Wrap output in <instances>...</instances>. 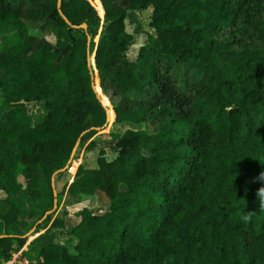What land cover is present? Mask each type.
Wrapping results in <instances>:
<instances>
[{
    "label": "trees",
    "instance_id": "obj_1",
    "mask_svg": "<svg viewBox=\"0 0 264 264\" xmlns=\"http://www.w3.org/2000/svg\"><path fill=\"white\" fill-rule=\"evenodd\" d=\"M148 7L147 40L126 58L125 18ZM60 8L68 24L57 0H0V223L10 235L0 237V262L50 210L51 174L76 139L77 149L91 136L85 124L106 104L110 124L126 126L108 135L114 155L80 164L61 192L65 207L100 194L106 207H82L73 225L66 212L34 224L33 234L47 228L23 252L32 264H264V212L248 183L264 169V0H62ZM46 27L57 30L54 43ZM67 44L56 63L52 48Z\"/></svg>",
    "mask_w": 264,
    "mask_h": 264
},
{
    "label": "rangeland",
    "instance_id": "obj_2",
    "mask_svg": "<svg viewBox=\"0 0 264 264\" xmlns=\"http://www.w3.org/2000/svg\"><path fill=\"white\" fill-rule=\"evenodd\" d=\"M96 11H97V9H96ZM151 13H152V8L148 7L147 9L142 10V11L130 12V13H128L127 17L125 18L124 28H126V30L129 33H131L133 36V42L127 48V50L125 52L126 58L134 57L136 55V53L138 52V47L143 45L146 42L147 34L150 30L149 27L147 26V24L149 22V17L151 16ZM45 30H46L45 37L54 43L56 40L57 30L52 28V27H46ZM47 31H49L50 33H48ZM38 33L41 34L42 30H38ZM99 34H100V32H98L96 35V36H98V40H99ZM95 37H94V39H95ZM95 43H97V40L95 41ZM1 45H2V37H0V49L3 48ZM96 76L98 77L97 73H96ZM97 77H96V79H97ZM97 85H98V79H97ZM105 94L107 95V98L111 97L110 91H108V93L106 92ZM112 100L114 102L115 99H112ZM111 105L113 107L112 102H111ZM40 108L41 107L39 104L32 103V104L28 105L27 113L31 116L32 121L38 122L41 119V115L38 114V111ZM105 108L98 110L97 113L94 116H91L89 118V120L86 122L85 127L87 129L84 131V133L91 132L90 133L91 136L90 137L87 136L86 138H84V141L81 144H79L78 148L77 149L75 148L74 159L77 161V164L73 165L74 169H72V170L67 169L64 171H60L54 175V178H55L54 186H55L56 194H58V192H59V196L56 195L57 196L56 207L52 210V212L49 215V216H51V221L55 217L63 216V214L66 212V214H67V215H65L66 216L65 217L66 218V224L73 225V224L79 222L78 215H79V212H80L82 207H86L90 211L95 212V213H101L102 211H104V209L106 207V202L104 201V197L101 194L93 196L92 198H89V199H82L80 201V203H78V204L75 203L73 205H70V206L68 205L67 207H65L64 203H63V200L65 198L61 193V192H63L65 186L68 187V185L71 183L73 175H74L76 169H78V167L80 166V164L85 163V165H87L88 167H96L97 166L96 159L101 153H104L105 156L108 158H110L114 155L115 152H114V149L112 148L113 140H111L108 135L111 131L122 132L126 128V126H122V125L118 126L117 124H115L114 117H113L114 122L112 124H110V119L108 117V114H106V118H105ZM130 127H131V125H130ZM146 127H147L146 128L147 131H149V132L156 131V129H157V126L154 122H149L146 125ZM91 140L93 141L92 146L89 145V142ZM71 163L73 164V162H71ZM34 205L35 204L32 202H27L25 204L26 211L30 210ZM48 211H50V210H48ZM40 217H41V212L39 214H37L36 219L34 218V219L30 220V222H28V227L24 231L25 232L24 233L25 234V242L24 243L27 242V244H29V241L32 239V237H34L36 235V234H33V231H31V232H29V231H30V229L33 228V226L42 222V221H40L39 223L37 222ZM45 227H47V224L45 222H43L41 224V227L38 230L40 231V230L44 229ZM2 229H3V225L0 223V235H2ZM10 233L13 234V232H11V231H10ZM59 238L66 240L65 236H59ZM69 242H72V241L70 240ZM25 250H27V248L24 249L23 251H25ZM12 253L18 255L19 250L18 251L17 250L12 251L10 256L14 255ZM21 254L27 258L29 263H31V264L33 263V260L28 258L25 253L22 252Z\"/></svg>",
    "mask_w": 264,
    "mask_h": 264
},
{
    "label": "water",
    "instance_id": "obj_3",
    "mask_svg": "<svg viewBox=\"0 0 264 264\" xmlns=\"http://www.w3.org/2000/svg\"><path fill=\"white\" fill-rule=\"evenodd\" d=\"M61 1H62V0H57V9H58V12L60 13V15L62 16L61 18L63 19V21H64L66 24H68V21H67V19L65 18V16L63 15V13H62V11H61V8H60V7H61ZM79 27H81L82 29H85V24H84V23H81V24L79 25ZM89 41H90V37L88 36V37H87V44H89ZM68 47H70V44H67L65 47H62V48H59V47H53V48H52V50H53L54 52H58V54L56 55V57H55V59H54L56 63H59L60 58H61L62 55L67 51ZM85 57H86V59H87V65H88V67L90 68V77H89V78H90V85H91V88L94 89V91H95V93H96V97L101 101V94L98 93L97 90L95 89V82H94V77H95V74H94V67L92 66L91 59H90V55H89V53H88V48H87V47H86V49H85ZM92 59H93V63H94V66H95L94 52H93V55H92ZM98 89H99V87H98ZM101 104H102V101H101ZM102 106H103V108L106 107V106L103 105V104H102ZM80 137H81V136H80ZM78 142H79V138L76 139V142H75V144H74V146H73V148H72L71 156H70L68 162L66 163V165H65L63 168H60V169L54 171V172L51 174V178H50V180H51V185H52V189H53V196H54V198H53V200H52V207H51L50 211H47V212L45 211L44 216L38 221V223H39L40 221L44 220V218L46 217V215H50V213L52 212V210L56 207V198H57L56 195H57V194H56V190H55V186H54V181H53V179H54V175L57 174V173L60 172V171H64V170H67L68 168H70V163L72 162V158H73V156H74L75 148H76V146L78 145ZM33 229H35V226H34L32 229H30L29 232L33 231ZM6 236H10V235H7V234H2V235H0V237H6ZM21 237H25V234L22 235ZM56 241H57L56 238H53V239H52V242H56ZM60 242H61V241H60ZM61 243H63V242H61Z\"/></svg>",
    "mask_w": 264,
    "mask_h": 264
},
{
    "label": "clouds",
    "instance_id": "obj_4",
    "mask_svg": "<svg viewBox=\"0 0 264 264\" xmlns=\"http://www.w3.org/2000/svg\"><path fill=\"white\" fill-rule=\"evenodd\" d=\"M248 183L257 185L254 192L255 199L253 202L258 203L259 212H264V169L259 171L255 176L251 177ZM255 214V210L247 211L246 214L241 216V220L247 224L252 221Z\"/></svg>",
    "mask_w": 264,
    "mask_h": 264
},
{
    "label": "built area",
    "instance_id": "obj_5",
    "mask_svg": "<svg viewBox=\"0 0 264 264\" xmlns=\"http://www.w3.org/2000/svg\"><path fill=\"white\" fill-rule=\"evenodd\" d=\"M0 264H29V262L26 257H24L21 253H18V255L14 254L8 259L2 260Z\"/></svg>",
    "mask_w": 264,
    "mask_h": 264
},
{
    "label": "crops",
    "instance_id": "obj_6",
    "mask_svg": "<svg viewBox=\"0 0 264 264\" xmlns=\"http://www.w3.org/2000/svg\"><path fill=\"white\" fill-rule=\"evenodd\" d=\"M47 227H45L44 229H46ZM44 229H42V230H40L39 232H37V233H35L36 235L38 234V233H41ZM27 242L25 243V245H23L22 247H21V249H19V253H22V252H24L23 250L24 249H26L27 248ZM26 251V250H25ZM24 256V255H23ZM25 257V256H24Z\"/></svg>",
    "mask_w": 264,
    "mask_h": 264
},
{
    "label": "bare ground",
    "instance_id": "obj_7",
    "mask_svg": "<svg viewBox=\"0 0 264 264\" xmlns=\"http://www.w3.org/2000/svg\"><path fill=\"white\" fill-rule=\"evenodd\" d=\"M90 59H91V63H92V58H91V55H90ZM95 88H96V84H95ZM101 99H102V96H101ZM107 110H108V106L105 104ZM110 118V115L108 116Z\"/></svg>",
    "mask_w": 264,
    "mask_h": 264
}]
</instances>
